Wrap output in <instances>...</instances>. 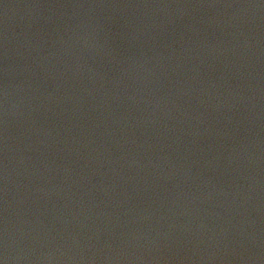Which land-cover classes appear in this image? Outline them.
Masks as SVG:
<instances>
[{
  "label": "water",
  "instance_id": "water-1",
  "mask_svg": "<svg viewBox=\"0 0 264 264\" xmlns=\"http://www.w3.org/2000/svg\"><path fill=\"white\" fill-rule=\"evenodd\" d=\"M0 264H264V0H0Z\"/></svg>",
  "mask_w": 264,
  "mask_h": 264
}]
</instances>
